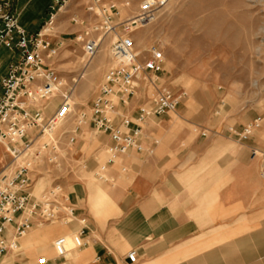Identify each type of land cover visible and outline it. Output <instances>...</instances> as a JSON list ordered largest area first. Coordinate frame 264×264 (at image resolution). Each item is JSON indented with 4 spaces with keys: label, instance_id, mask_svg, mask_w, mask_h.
I'll list each match as a JSON object with an SVG mask.
<instances>
[{
    "label": "crops",
    "instance_id": "1",
    "mask_svg": "<svg viewBox=\"0 0 264 264\" xmlns=\"http://www.w3.org/2000/svg\"><path fill=\"white\" fill-rule=\"evenodd\" d=\"M52 5L53 0H12V13L34 36L48 23ZM79 10L84 13L82 2L69 1L56 12L53 34L65 19L79 17ZM16 60V53L0 45V80ZM254 119L228 129L179 114L146 120L144 153L129 151L109 164L110 182L65 188L87 231L85 246L64 264H129L131 252L135 264H264V115L246 141L236 137ZM254 149L259 155L251 157ZM77 228L73 223L28 233L21 239L26 257L56 255L54 247L34 246L53 238L64 239L71 252L70 233Z\"/></svg>",
    "mask_w": 264,
    "mask_h": 264
},
{
    "label": "built area",
    "instance_id": "2",
    "mask_svg": "<svg viewBox=\"0 0 264 264\" xmlns=\"http://www.w3.org/2000/svg\"><path fill=\"white\" fill-rule=\"evenodd\" d=\"M69 1L82 2L85 12L94 21L91 33L86 31L75 37L77 42L83 43L87 63L97 54L103 38L113 37L110 53L115 65L104 74L89 116V126L110 140L109 160L101 167V172L129 151L144 153L141 139L146 120L174 112L182 99L181 95L157 87L164 64L159 45L150 44L141 56L134 43L133 34L153 23L167 0H144L136 9L127 0H53L48 23L34 36H28L19 26L12 13V0H0V45L17 55V60L9 65L6 76L0 80V145L13 165L43 138L40 149L28 160L10 172L7 167L0 172V260L18 251L19 241L35 225L76 223L78 228L71 239L72 249L85 246L86 221L77 217L63 188L55 184L37 197L31 192L38 163L42 161L57 170L63 158L62 149L52 133L70 113V88L61 94L54 112L45 116L51 100L61 87H65L52 64L63 42L54 41L51 36L55 13L65 8ZM71 23L81 27L85 24L77 17H72ZM142 74L147 75L155 96L148 106L138 107L132 117L120 111L119 106L129 108V102L136 94V82ZM85 117L83 114L81 119ZM260 125L261 117L255 118L236 134L237 140L246 141ZM74 142L75 138L70 137L67 146ZM147 154L151 151L147 150ZM250 154L254 157L259 151L254 149ZM261 156L260 175L264 180V153ZM65 242L60 239L53 245L58 259L65 260L70 251ZM127 260L129 264H135V252L129 253ZM35 264L56 263L42 256Z\"/></svg>",
    "mask_w": 264,
    "mask_h": 264
},
{
    "label": "rangeland",
    "instance_id": "3",
    "mask_svg": "<svg viewBox=\"0 0 264 264\" xmlns=\"http://www.w3.org/2000/svg\"><path fill=\"white\" fill-rule=\"evenodd\" d=\"M127 1L136 9L144 0ZM77 18L84 21L83 27L72 24L71 18L65 19L57 34L51 36L54 41L62 38L63 45L52 64L65 87L49 103L45 118L54 112L61 94L68 88L71 107L69 115L52 133L63 152L61 166L55 170L42 161L38 163L31 188L35 197L55 184L66 193L65 188L74 182L87 183L89 188L111 181L108 166L105 172L100 171L109 160V137L89 126V116L104 74L115 65L110 53L113 37L103 38L97 54L87 63L83 43L75 37L86 31L91 33L94 21L85 10L84 13L79 10ZM133 36L135 49L141 56L152 43H157L163 52V70L158 75L157 87L182 96L176 110L167 114L204 119L207 125L215 124L217 129L232 128L246 117L264 115V0H167L154 22ZM136 87V94L129 102V114L135 113L138 107L148 106L155 96L145 74L136 82ZM119 110L123 111V107L119 106ZM83 114L86 117L81 119ZM70 137L75 142L67 146ZM42 142L43 138L37 140L27 155L12 166L9 155L0 145V172L5 167L10 172L20 166L40 149ZM68 226L35 225L29 232ZM74 235L75 232L70 233L71 237ZM55 239L40 244L34 241V246L52 250ZM22 241H19V250L0 260L1 264H35L43 256L38 253L27 258ZM69 253L66 261L57 263L74 261L79 250ZM55 258L56 255L49 260Z\"/></svg>",
    "mask_w": 264,
    "mask_h": 264
},
{
    "label": "bare ground",
    "instance_id": "4",
    "mask_svg": "<svg viewBox=\"0 0 264 264\" xmlns=\"http://www.w3.org/2000/svg\"><path fill=\"white\" fill-rule=\"evenodd\" d=\"M4 152H5L6 155H7V152H6V151H4ZM19 160H20V159L16 160V162L19 161ZM14 164H15V162H14ZM11 166H12V165H11ZM29 233H30V232H29ZM27 234H28V233H27ZM27 234H26V235H27ZM26 235H25V236H26ZM25 236H24V237H25Z\"/></svg>",
    "mask_w": 264,
    "mask_h": 264
}]
</instances>
